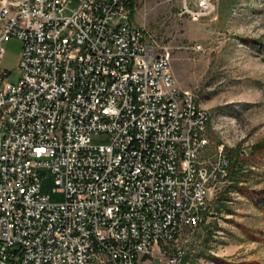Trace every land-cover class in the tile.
Instances as JSON below:
<instances>
[{
    "label": "built area",
    "instance_id": "obj_1",
    "mask_svg": "<svg viewBox=\"0 0 264 264\" xmlns=\"http://www.w3.org/2000/svg\"><path fill=\"white\" fill-rule=\"evenodd\" d=\"M132 2L0 0V62L7 40L22 46L19 81L0 74V264H181L160 244L202 224L226 179L225 160L200 159L209 114ZM181 5L195 21L215 11ZM99 134L111 143L93 146Z\"/></svg>",
    "mask_w": 264,
    "mask_h": 264
},
{
    "label": "rangeland",
    "instance_id": "obj_2",
    "mask_svg": "<svg viewBox=\"0 0 264 264\" xmlns=\"http://www.w3.org/2000/svg\"><path fill=\"white\" fill-rule=\"evenodd\" d=\"M214 5L210 17L195 21L181 12V0H133V24L169 54L176 86L209 114L201 161L227 162V177L213 187L204 222L182 228L159 247L165 256L183 252L181 264H264V0ZM21 49L14 38L3 45L0 74H9L8 83L20 79ZM110 143L108 135L91 138L95 147ZM43 176L42 195L63 203L64 196L53 192V177Z\"/></svg>",
    "mask_w": 264,
    "mask_h": 264
},
{
    "label": "trees",
    "instance_id": "obj_3",
    "mask_svg": "<svg viewBox=\"0 0 264 264\" xmlns=\"http://www.w3.org/2000/svg\"><path fill=\"white\" fill-rule=\"evenodd\" d=\"M132 8H133V2H132ZM133 16V15H132ZM262 205H264V201L261 202Z\"/></svg>",
    "mask_w": 264,
    "mask_h": 264
}]
</instances>
